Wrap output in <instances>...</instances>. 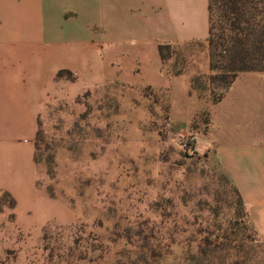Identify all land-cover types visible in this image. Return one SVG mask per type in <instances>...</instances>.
<instances>
[{
    "label": "rangeland",
    "instance_id": "rangeland-1",
    "mask_svg": "<svg viewBox=\"0 0 264 264\" xmlns=\"http://www.w3.org/2000/svg\"><path fill=\"white\" fill-rule=\"evenodd\" d=\"M204 49H171L164 64L172 73L189 66L200 87ZM250 88L259 106L257 86ZM193 92L202 105L220 94L207 83ZM178 98L100 86L54 97L42 109L36 189L77 218L50 227L49 264H264V241L214 159L207 111L197 113L203 106L184 93ZM19 243L8 217L0 224V264H33Z\"/></svg>",
    "mask_w": 264,
    "mask_h": 264
},
{
    "label": "crops",
    "instance_id": "crops-1",
    "mask_svg": "<svg viewBox=\"0 0 264 264\" xmlns=\"http://www.w3.org/2000/svg\"><path fill=\"white\" fill-rule=\"evenodd\" d=\"M207 37L208 0H0V192L16 202L0 212V224L14 217L20 250L33 264H49L39 245L43 228L77 220L67 205L36 189L42 109L54 97L100 86L164 92L168 103L184 93L200 104L190 87L193 69L174 76L158 46L205 45L200 74L209 76ZM60 71L75 81L56 82ZM255 76L264 73L239 74L220 102L200 104L197 113L207 111L214 159L264 241V83L255 85ZM250 86H257L259 106L249 100Z\"/></svg>",
    "mask_w": 264,
    "mask_h": 264
},
{
    "label": "trees",
    "instance_id": "trees-1",
    "mask_svg": "<svg viewBox=\"0 0 264 264\" xmlns=\"http://www.w3.org/2000/svg\"><path fill=\"white\" fill-rule=\"evenodd\" d=\"M208 50V66L210 75L205 84L195 87L200 78H191L190 87L200 92L206 88V83L214 90H220L216 97L213 94L212 104L220 102L237 76L242 73H264V0H208V37L206 39ZM175 49L171 45L158 46V54L165 62V52ZM182 70L173 73L178 76ZM55 81L74 82L75 77L67 71H60ZM39 127V118H38ZM39 130L37 128L35 140L34 162L37 165ZM230 183V181H229ZM236 196L238 206L244 210L243 202L238 190L230 183ZM50 199H56L46 195ZM15 200L6 192H0V212L13 210ZM9 219L13 221L11 215ZM57 226L48 223L42 230L40 249L46 262L54 260V248L48 239L50 227Z\"/></svg>",
    "mask_w": 264,
    "mask_h": 264
}]
</instances>
